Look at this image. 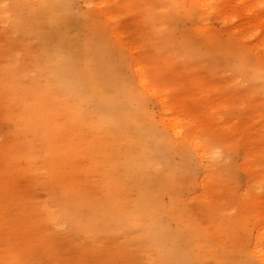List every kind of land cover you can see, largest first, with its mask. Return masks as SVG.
Masks as SVG:
<instances>
[{
	"label": "rangeland",
	"instance_id": "374dc122",
	"mask_svg": "<svg viewBox=\"0 0 264 264\" xmlns=\"http://www.w3.org/2000/svg\"><path fill=\"white\" fill-rule=\"evenodd\" d=\"M260 235L264 0H0V264H261Z\"/></svg>",
	"mask_w": 264,
	"mask_h": 264
},
{
	"label": "bare ground",
	"instance_id": "6f19581e",
	"mask_svg": "<svg viewBox=\"0 0 264 264\" xmlns=\"http://www.w3.org/2000/svg\"><path fill=\"white\" fill-rule=\"evenodd\" d=\"M204 1V0H202ZM214 1V0H213ZM103 2H100L98 3L99 5H101ZM201 5L202 3L199 2ZM89 4V3H88ZM91 4V3H90ZM95 4V3H94ZM249 5V4H248ZM203 6L209 11V9H213L212 8V3H209L208 1H205ZM241 7V5H240ZM233 8V7H232ZM237 10V7L235 8ZM239 9V8H238ZM248 8L244 9V12L245 10H247ZM212 11V10H211ZM238 11V10H237ZM236 11V12H237ZM241 11V10H239ZM248 11V10H247ZM243 12V11H242ZM240 13V12H239ZM248 13H250L248 11ZM241 14V13H240ZM247 15V13H246ZM249 17V16H248ZM262 19V18H261ZM263 20V19H262ZM235 30V29H234ZM126 45L130 48V49H133L132 46H131V42L127 41L126 42ZM139 61L136 62L137 66H139ZM136 74H137V78L139 80L140 83H144L143 82V76H142V73H141V70L137 67L136 68ZM161 121L163 123L166 124V126L171 129L173 131L174 134L176 135H180L183 133V130H182V123L180 121H178L177 123L176 122H171L170 120H166V119H161ZM191 144L192 146L195 148V150L197 149H201L202 148V145L200 142H194L191 140ZM203 149V148H202ZM89 210V209H88ZM258 225V224H257ZM263 242H264V237L260 235V237L257 238V241L254 243V246H253V249H251V253L258 259V261H260L261 264H264V248L261 247L260 245L262 244L263 245ZM261 243V244H260ZM250 252V251H249ZM255 259V258H254ZM140 260V259H139Z\"/></svg>",
	"mask_w": 264,
	"mask_h": 264
}]
</instances>
